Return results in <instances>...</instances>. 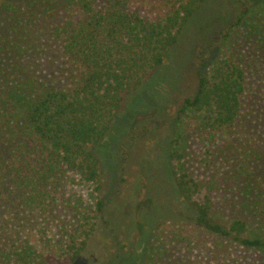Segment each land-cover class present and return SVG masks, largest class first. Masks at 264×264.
I'll list each match as a JSON object with an SVG mask.
<instances>
[{"label": "trees", "instance_id": "trees-1", "mask_svg": "<svg viewBox=\"0 0 264 264\" xmlns=\"http://www.w3.org/2000/svg\"><path fill=\"white\" fill-rule=\"evenodd\" d=\"M205 1L154 0L152 19L132 0H0V264L80 257L104 211L93 149ZM214 34L166 149L193 215L158 221L139 264H264V0Z\"/></svg>", "mask_w": 264, "mask_h": 264}, {"label": "rangeland", "instance_id": "rangeland-1", "mask_svg": "<svg viewBox=\"0 0 264 264\" xmlns=\"http://www.w3.org/2000/svg\"><path fill=\"white\" fill-rule=\"evenodd\" d=\"M254 1L206 0L186 23L165 64L152 71L142 86L125 99L104 139L93 149L103 171L100 197L104 211L97 230L73 264H139L158 221L193 215L178 200L171 176L166 154L171 121L181 100L195 90L199 57L214 38V31L222 30L245 4ZM132 2L152 19L163 9L154 0ZM48 59L55 62L52 77H60L68 60L57 52L43 61ZM77 183L75 179L74 193L88 202L86 187ZM147 198L151 205L138 208V203Z\"/></svg>", "mask_w": 264, "mask_h": 264}]
</instances>
